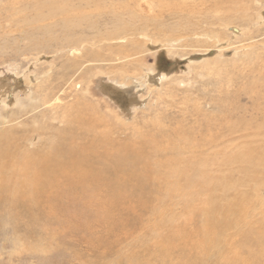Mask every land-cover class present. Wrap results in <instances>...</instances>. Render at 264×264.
Returning <instances> with one entry per match:
<instances>
[{"label": "rangeland", "instance_id": "1", "mask_svg": "<svg viewBox=\"0 0 264 264\" xmlns=\"http://www.w3.org/2000/svg\"><path fill=\"white\" fill-rule=\"evenodd\" d=\"M42 1L0 0V134L30 135L24 152L42 141L52 146L57 133L69 131L63 112L79 103L83 117L85 109L101 117L98 131L114 128L141 141L135 168L144 183H127L117 171L115 178L100 174L82 206L78 195L56 190L0 206V264H264V242H255L256 230H264V185L256 187L235 161L240 153H264V0H93L100 7L56 0L81 17L68 32L86 39L74 44L75 54L65 32L57 34L61 17L42 8L46 17L37 20ZM151 146L155 157L145 151ZM154 158L150 176L145 166ZM47 193L59 200L48 204ZM234 195L248 217L241 213L213 248L203 246L201 201L210 196L219 206ZM248 231L255 243L237 247Z\"/></svg>", "mask_w": 264, "mask_h": 264}, {"label": "bare ground", "instance_id": "2", "mask_svg": "<svg viewBox=\"0 0 264 264\" xmlns=\"http://www.w3.org/2000/svg\"><path fill=\"white\" fill-rule=\"evenodd\" d=\"M94 1L91 0V4ZM216 1H218V0H216ZM55 2H56V0H43L40 4L36 5V6H38V8H37L38 12L36 13L37 20H40V18L45 19L44 17H46V16H42V13L39 14L40 13L39 9H42V8L47 9V16L50 18L58 16L56 18V19H58L61 17L59 20V23H58V26L60 29H58L57 34L59 33V30H61L62 33L65 32L64 38H63L64 40L63 39H61V40L66 41V44L68 42L72 48L71 53L75 54L78 52L76 49L77 47L75 45L79 46L84 40H86V39H82L81 37L80 38L75 37L76 40H74L73 38H71L72 34H74V33H72V34L68 33L69 31L72 30L73 26L77 27L74 17L78 16V15L73 14L74 17L72 16V14L70 13L71 10L69 9V6H67V7L65 6V4L67 2L61 1V3L58 5H55ZM81 2H82V0H81ZM85 2H87V1L85 0ZM86 4H88V2ZM95 4L97 5V7L98 6L100 7V5H98L99 3H95ZM216 4H218V3H216ZM84 6H87V5H84ZM180 6H182V5H180ZM109 7L110 6H108V8ZM95 9H98V8H95ZM99 10H100V8H99ZM221 10H222V8H221ZM82 14L84 15V13H82ZM94 15H92V16H94ZM75 18L80 22L81 17L78 16ZM56 19L53 21H56ZM216 20H218V19H216ZM218 21L220 22V20H218ZM56 22H58V21H56ZM56 22H54V23H56ZM92 22H89V23L91 24ZM92 24H94V23H92ZM56 25L57 24H55V26ZM143 25L141 27H143ZM146 26H148V24H146ZM64 27L66 30L64 29ZM75 27H73V28H75ZM90 27H92V25ZM158 27H160V26H158ZM96 29H97V27H96ZM51 30H49V31H51ZM83 30H85V29H83ZM117 30H118V32L121 31L119 29H117ZM146 30H147V28H146ZM51 32H53V31H51ZM142 32H141V34H143ZM46 33H47V31H46ZM158 33H160V32H158ZM117 34H112V35H110V36L108 35V36L110 38H112V37H116ZM51 35H53V34H51ZM118 35L122 36L121 33H119ZM125 35H126V33H125ZM55 36H51V37H55ZM45 37H47V36H45ZM58 37H60V34ZM153 38L155 39L156 36ZM155 40H158V39L156 38ZM48 41H49V39H48ZM44 42H46V41H44ZM36 44H38V43H36ZM60 45H62V44H60ZM74 48H75V50H74ZM47 50H49V49H47ZM134 50H135V48H134ZM40 51H42V50H40ZM45 51H46V49H45ZM127 53H128V51H127ZM94 56H96V54H92L90 57H94ZM132 56H133V54L131 55V57ZM119 58H121V57H119ZM123 59H124V56H123ZM79 63H80V61L77 63L78 65L76 64L77 67L80 65ZM81 63H83V62H81ZM70 64L72 65L75 63L71 62ZM63 65H60V66L63 67ZM73 68H76V66ZM82 71H83V69H82ZM73 73H74V71H73ZM69 75H71V74H69ZM65 79H67V78H65ZM64 81H66V80H64ZM70 87H72V86H70ZM42 89H44V88H42ZM47 90H50V89H47ZM57 90H58V88L56 89V91ZM51 91H49V93ZM46 92H48V91H45V95H46ZM52 92H54V91H52ZM54 94H52V95H54ZM42 98H43V96H42ZM57 98H58V96H57ZM37 100H39V99H37ZM43 104H44V102H43ZM56 108L58 109V106ZM66 109H67V111L63 110L64 115H63L62 119L60 120V122L62 124H64L65 127H69V129H68L69 131L66 134H65V132L62 133V131H61V133L59 132V134L57 133L56 142H53L52 146H50L48 142L44 143V141H42L41 145H38L36 148H32V151H29V152L25 151L24 152L22 149L23 148L22 144L23 143L27 144L31 140L30 135H26V134L15 135L14 133H10V134L6 135L4 133L5 135L2 136L0 134V150L3 151V152H0V206H1V208L8 205L7 203H9L11 206H15L18 203H21L23 201L24 202H33L35 200L34 195H37V193H39V192L46 193L47 191H52V190H56V191L60 192V193H54V194L74 193L76 196L78 195L77 196V198H78L77 203L82 206L86 202L90 203V194H91L90 185L96 184L98 182V180H100V174H108V175L110 174L112 176V178H115L116 176H119V174H115L117 171H125L124 173H121V174L125 175L121 178L126 179V177H127V179H129V181L127 183H135L137 180H139L141 178V175H143L142 173L140 175V173L135 168L138 160L140 159V157H142L141 152H143V150L141 148V144H142L141 141H140L141 144L137 143L138 141H136V137H131L130 139H127V137H125V135H124V132H117L114 130V128H110L109 129L110 132L98 131L97 125H102L101 117L98 116L95 113V111L89 112L86 109L83 112L84 115H86V116L83 117L81 115L82 113L80 110L81 107L79 106V103H78V106L76 104H72ZM49 110H50V108H49ZM42 114L46 115L47 113L44 112ZM108 114L109 113L107 112V114H105L104 117L107 116ZM35 116H36V114H35ZM37 116H39V115H37ZM50 119L56 120V116H53ZM105 119H106V117H105ZM108 121H110V120H108ZM32 122H34V120H32ZM114 125H115V123H114ZM228 127H230V129H233V125H231V124H228ZM115 128H118V127H115ZM260 129H262V128H260ZM115 133H117L118 135H115ZM27 134H29V133H27ZM3 137H5V139ZM251 138H252V136H251ZM5 140H6V142H5ZM7 140H9L10 142H8ZM137 140H138V138H137ZM57 141H59V144H57ZM65 141H66V143H64ZM54 143H56V144H54ZM131 143H132V146H130ZM30 144H31V142H30ZM41 147H43V148H41ZM50 148H52V149H50ZM145 151L148 154V156H151V154H152L155 157L157 154H159L158 148H155L153 146H151L150 149L146 148ZM56 152H60L61 154L56 153ZM190 159L191 158H189L188 160H190ZM155 160H156V158H154L153 161L147 163L145 166L147 169V173H149L150 176L155 172L157 173V169H154V166L156 165L154 162ZM235 161L241 162L240 165H241V168L243 169L246 177H253L256 179L253 181V183H254V185H256V187H258L259 183L264 185V182H263L264 171L261 170L263 168V165H264V153H258V155H253V154L248 153V152L240 153L239 155L235 156ZM192 162H194V161H191V164H192ZM97 165H99V167H101V168H97ZM182 168H180V169H182ZM192 170L193 169L190 167L185 172L188 173ZM128 172H130V175L127 176L125 173H128ZM195 172H196V170L193 172L194 174L192 173L193 176L195 175L194 177H192L193 180L199 179L198 174L200 172H198L197 175L195 174ZM174 174H176V172H174L172 169V171H170V174L165 175V176L169 177V176H172ZM158 175H161V174H158ZM182 175H183V172H182ZM185 175L187 176V174H185ZM201 175H202L201 178L203 179V177H204L203 172H201ZM191 176L189 175V177H191ZM159 178H164V175L159 177ZM178 178H180V176ZM66 179H69V181H65ZM185 180H186V178H185ZM174 181H173V183H174ZM125 182H126V180H125ZM177 182H179V180ZM197 182H199V181H197ZM143 183H144V181L141 178L138 181V185L142 186L141 184H143ZM192 183H194V182H192ZM225 183H226L225 185L227 188L231 185H234L233 182L230 183V181H225ZM176 185L177 184H174L173 187L170 185L173 188L172 190L178 189V188H175ZM190 185H191V183H190ZM208 185H209V183H208ZM191 186H195V183L192 184ZM198 186H200L201 190H203V191L207 190V187H205L204 185L201 186V183H199ZM134 187H137V185ZM214 188H216V186H214ZM222 188H224V187H222ZM189 190H191V189L189 188ZM182 192H184V191H182ZM46 195H47L46 199H47L48 204L59 200V198L56 195H55V197H52L50 195V193H47ZM196 195L197 194H194V196H196ZM18 196H21V197H18ZM232 199H234V200H231V199L225 200L224 204H220L219 206L215 204V200L212 199V197H210V196H209V200H207L206 202L203 203L201 201V204L203 207H202L200 214L205 216V218H206L205 226H204L203 230L207 235V239L202 242L203 246H206L207 248H211V247L213 248V246H215L216 243L219 241V238L223 237L229 231V229L235 227L236 225H239V223L241 222V213L243 215L242 219L248 217V215L246 213L247 207L243 206L242 202L238 201L237 196L235 197V195H234ZM242 199H243V197H242ZM216 201H217V199H216ZM226 204H227L226 211L224 210V211H221L219 213H215V212H217L218 209L222 208V206H225ZM28 209L29 210L25 211V212H29L30 208H28ZM34 211L35 210L33 209V212ZM101 215H102V213H101ZM256 232L258 234V236H257L258 238L255 239V242H259V243L264 242V230L259 229V231H258V229H257ZM250 233L251 232L248 231L246 234H244L243 240H245V241L241 240V242H239L237 244V247L241 248V247H244L245 245H247L248 243L254 242L253 239H251ZM252 246H254V245H252Z\"/></svg>", "mask_w": 264, "mask_h": 264}]
</instances>
